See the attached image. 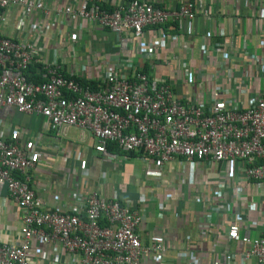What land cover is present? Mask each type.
<instances>
[{
	"label": "built area",
	"instance_id": "1",
	"mask_svg": "<svg viewBox=\"0 0 264 264\" xmlns=\"http://www.w3.org/2000/svg\"><path fill=\"white\" fill-rule=\"evenodd\" d=\"M51 1L0 0V214L11 205L18 223L0 241V264H264V0H225V14L219 0ZM196 19L201 29L184 39ZM83 27L116 37L92 75L48 48L61 37L73 47ZM157 65L170 76L155 77ZM10 113L42 119L54 139L86 132L115 165L136 155L158 169L225 167L199 185L204 208L190 218L207 249L179 239L168 261L170 244L143 241L144 198L136 208L90 191L65 210L44 209L30 187L38 143L20 146L19 130L1 123Z\"/></svg>",
	"mask_w": 264,
	"mask_h": 264
},
{
	"label": "crops",
	"instance_id": "2",
	"mask_svg": "<svg viewBox=\"0 0 264 264\" xmlns=\"http://www.w3.org/2000/svg\"><path fill=\"white\" fill-rule=\"evenodd\" d=\"M63 1L51 2L56 4ZM106 1L108 6H111L120 0ZM145 1L161 7L174 8L179 0ZM217 6L222 8L221 12L224 14L229 12L225 0L217 1ZM185 29L184 27L180 33L184 39H188L199 32L201 24L196 19L195 25H191L187 31ZM87 30L93 33V37L90 38L91 34L89 35L91 49L101 51L107 58L113 52L112 44L116 37L98 28ZM247 32L252 38L254 30L250 24L247 25ZM183 92H186V89ZM1 123L5 128L19 130L18 142L22 148L29 149L28 144L37 141L38 145L34 143L36 147L33 151L42 158L29 173L30 187L42 201L44 209L58 207L65 210L70 205L72 195H84L90 191H96L107 199L117 197L119 200L131 201L136 208L138 200L144 198L149 205L141 220L143 241L161 238L170 244V250L166 254L168 261L174 260L180 248L179 239H186L198 251L207 249V245L198 240L190 218L192 214H199L204 208L197 203L199 196L206 194L199 185L216 178L219 173H225V167L213 165L197 172L192 163H186L181 170L176 162H171L158 169L153 163H145L141 156L136 155H125L120 164L115 165L103 161L95 154L90 135L77 128L62 130L58 138L54 139L46 123L37 117L10 113L1 118ZM178 174L183 175V179L175 180ZM228 190L225 189L227 195L230 192ZM55 196L57 201L53 199ZM5 212L4 215L0 214V241L9 239V233H16L18 228L13 207L7 204ZM254 218L253 213L248 215V219Z\"/></svg>",
	"mask_w": 264,
	"mask_h": 264
},
{
	"label": "rangeland",
	"instance_id": "3",
	"mask_svg": "<svg viewBox=\"0 0 264 264\" xmlns=\"http://www.w3.org/2000/svg\"><path fill=\"white\" fill-rule=\"evenodd\" d=\"M90 34L91 30L82 28L81 31H79L77 34H74L77 37L74 39V46L71 48L70 46H63V41H65L64 37L58 38L57 41L61 43L55 47H48L49 52L51 53L52 57L54 56L57 60L63 59L69 63H75L78 66L85 65L86 70H88V74L92 75L93 72H91V70L94 71L95 63L103 61L106 56L105 54H101V51L99 52L97 49H91V43L89 41ZM92 34L90 38L93 37ZM51 36L53 38L55 37L54 34H51ZM169 71L170 66L157 65L154 68V75L155 77L170 76ZM178 178L183 179V175L178 174L175 180H178Z\"/></svg>",
	"mask_w": 264,
	"mask_h": 264
},
{
	"label": "trees",
	"instance_id": "4",
	"mask_svg": "<svg viewBox=\"0 0 264 264\" xmlns=\"http://www.w3.org/2000/svg\"><path fill=\"white\" fill-rule=\"evenodd\" d=\"M106 8L108 9L109 7H106ZM174 28H175V30H176V28H177L176 25H174ZM81 83L84 84L85 81H81ZM92 85H93V84H92ZM107 150L110 151V152H117V149H116V148H114V147H110V146L107 148Z\"/></svg>",
	"mask_w": 264,
	"mask_h": 264
}]
</instances>
